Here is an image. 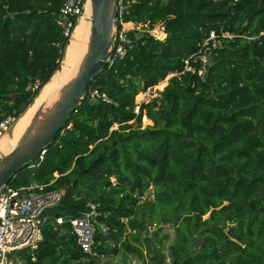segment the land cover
I'll return each mask as SVG.
<instances>
[{"label": "trees", "instance_id": "obj_1", "mask_svg": "<svg viewBox=\"0 0 264 264\" xmlns=\"http://www.w3.org/2000/svg\"><path fill=\"white\" fill-rule=\"evenodd\" d=\"M64 1L0 0V120H17L63 65L73 39L57 22ZM124 5V23L153 32L129 33L125 56L92 82L43 161L11 180L65 191L44 214L43 239L18 258L95 264L122 247L141 257L146 251L152 264H264V0ZM212 31L236 37L212 52L205 77H173L160 99L135 114L136 95L184 71ZM95 89L112 103L92 101ZM150 187L154 200L144 199ZM90 203L110 228L95 232L93 255L83 253L71 224ZM152 224L158 230L144 240ZM164 226L175 230L170 263L162 253ZM129 230L136 245L122 241Z\"/></svg>", "mask_w": 264, "mask_h": 264}, {"label": "built area", "instance_id": "obj_2", "mask_svg": "<svg viewBox=\"0 0 264 264\" xmlns=\"http://www.w3.org/2000/svg\"><path fill=\"white\" fill-rule=\"evenodd\" d=\"M89 6V0H65L60 10L58 24L64 30V36L71 38L74 29L80 19L84 16ZM125 11L124 0H118V29L115 38L114 52L110 64L117 57H123L127 53V46L131 41L129 38V29L123 20ZM119 26L121 28L119 29ZM140 33L152 31L149 26L139 27ZM153 32V31H152ZM236 36L230 32L221 33L210 32L207 38L202 42L199 50L185 60V68L181 73L168 75L159 84L143 89L135 98V114L140 113L141 106L148 104L162 97L164 89L168 86L170 80L186 72L197 74L204 78L210 63L212 52L222 47L226 42L234 39ZM87 95V94H86ZM89 98L92 101L102 100L106 103H112V100L106 93L100 90L89 91ZM146 116L143 121H146ZM16 121L15 117L8 116L0 120V135L3 134ZM117 126L113 127L115 129ZM47 149L43 150L38 158L43 161ZM37 158V159H38ZM35 166V165H33ZM47 184L32 182L21 186H12L10 183L3 187L0 192V264H10L13 253L21 250L36 248L43 239V225L46 218V210L57 206L63 197V191L47 190ZM89 210L83 217L71 221L73 233L82 248L84 254L93 255V244L95 232L99 229L108 233L110 228L98 221L100 216L99 206L90 203ZM58 224L64 221L57 218ZM11 255V257H9Z\"/></svg>", "mask_w": 264, "mask_h": 264}, {"label": "water", "instance_id": "obj_3", "mask_svg": "<svg viewBox=\"0 0 264 264\" xmlns=\"http://www.w3.org/2000/svg\"><path fill=\"white\" fill-rule=\"evenodd\" d=\"M89 6L91 28L87 53L75 76L61 89L56 102L46 112L44 108L42 109L19 146L7 153L0 151V192L17 172L36 161L41 152L55 142L57 136L63 132L71 114L83 104L92 82L110 65L118 29V0H89ZM70 43L71 39L68 45ZM61 70L62 64L57 71ZM42 90L4 134L14 133L19 120L34 105ZM62 191L64 195L65 191ZM196 246L198 248L202 246L201 238L196 241Z\"/></svg>", "mask_w": 264, "mask_h": 264}, {"label": "bare ground", "instance_id": "obj_4", "mask_svg": "<svg viewBox=\"0 0 264 264\" xmlns=\"http://www.w3.org/2000/svg\"><path fill=\"white\" fill-rule=\"evenodd\" d=\"M84 16L75 27L74 39L71 41L69 50L63 60L62 70L57 71L49 83L44 87L34 105L31 106L19 120L14 133L12 135L10 132L0 135V151L7 153L17 148L22 142L28 128L33 124L42 109L44 108L46 112V110L58 99L61 89L75 76L88 49L91 28L90 6H88ZM71 63H73V67L67 69V64Z\"/></svg>", "mask_w": 264, "mask_h": 264}, {"label": "rangeland", "instance_id": "obj_5", "mask_svg": "<svg viewBox=\"0 0 264 264\" xmlns=\"http://www.w3.org/2000/svg\"><path fill=\"white\" fill-rule=\"evenodd\" d=\"M126 27H128L129 33H134L136 36L140 32L133 25H127ZM75 31H76V29H75ZM75 31L73 33V39H74ZM140 34H142V33H140ZM73 39L71 41H73ZM70 44L68 45V50H69ZM71 67H73V63L67 64V69H70ZM143 124H144V126H151L153 124V122L149 121L148 118H147L145 122L143 121ZM153 191H154L153 187H150L149 190L147 191V193L145 194L144 199L154 200L155 197H154V192ZM152 225L153 226H149L148 227V232L143 235V239L144 240H145L146 237L153 238L155 231L158 230V226L157 225H155V224H152ZM135 234L136 233H133L132 230H129L126 233V235L124 236V238L122 239V241L129 240L130 242H132V244L136 245L133 242V239H132V235H135ZM165 234L168 236V239H166L163 242L162 253H163L164 256H166V262L170 263V258L168 257V254H169V247L171 246V244L173 243L174 238H175V230H174V228L171 227V226H164V230L162 232V235H165ZM199 238L202 239V237L197 235L196 239H195V242ZM16 254L17 253H13V256H16ZM95 264H152V258H151V256H149V254L146 253V251H145L144 255L141 257V256L137 255L136 253L125 251L121 247V252L118 255H109V256L97 257L95 259Z\"/></svg>", "mask_w": 264, "mask_h": 264}, {"label": "crops", "instance_id": "obj_6", "mask_svg": "<svg viewBox=\"0 0 264 264\" xmlns=\"http://www.w3.org/2000/svg\"><path fill=\"white\" fill-rule=\"evenodd\" d=\"M10 259H11L10 264H26L25 261L18 258L17 254H16V256H12V258H10Z\"/></svg>", "mask_w": 264, "mask_h": 264}]
</instances>
